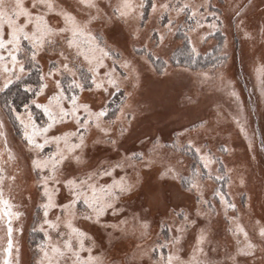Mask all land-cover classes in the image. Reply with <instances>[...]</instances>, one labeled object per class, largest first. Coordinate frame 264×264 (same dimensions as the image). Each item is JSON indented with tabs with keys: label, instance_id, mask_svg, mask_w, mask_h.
Segmentation results:
<instances>
[{
	"label": "rangeland",
	"instance_id": "374dc122",
	"mask_svg": "<svg viewBox=\"0 0 264 264\" xmlns=\"http://www.w3.org/2000/svg\"><path fill=\"white\" fill-rule=\"evenodd\" d=\"M24 2L30 5L31 0ZM53 2L57 8L72 12L80 21L87 20L89 15L97 16L89 28L98 38L102 37V44L114 53L105 60L107 67H100L99 72L103 74L114 68L113 74L121 84L119 91L112 87L107 92L97 90L92 84L91 74H88L87 80L81 81L85 87L80 91L70 87L72 77L64 72L58 74L57 78L66 90L65 95L71 96L75 92L80 101L88 103L94 111L106 107L108 115L105 122L115 120L111 125L113 134L121 123L128 129L119 138L118 150H113L107 144L94 143L102 136L94 126H90L86 133L87 147L82 154L83 162L76 164L75 161H65L58 169L57 178L61 184L55 185L58 189L53 193L55 204H65L72 198L63 185L66 177H83L106 162H114L121 155L131 152H142L147 157L155 138H159L160 144L164 145L158 149V154L152 156L150 168H144V162H138L135 170L131 167L117 168L111 176L98 178L99 186L125 175L134 179L136 171L139 172V186L117 201V207L123 209L122 212L114 215L109 210L101 223L97 224L79 215L86 205L83 199L77 201V218L73 223L94 241L92 255L101 256L105 264H153L161 254L167 256L169 251L178 252L183 260H188L197 245L200 230L204 228L209 233L204 245L207 258L228 264L226 257L237 247L236 238L229 231L233 222L228 217H236V222L243 225L249 238L260 245L258 229L264 226V38L261 36L264 0H152L147 14L146 0H133L136 5H142L137 8V13H142V17L133 16L127 19V23L114 11L120 0H95L98 9L83 5L81 0ZM183 3L205 5L200 9L202 18L197 17L202 27H196V20L191 18L190 13L177 14L175 7ZM153 4L156 5L155 9ZM163 4L169 5L167 11L161 8ZM237 11L241 12L239 17ZM47 19L49 24H62V18L56 12L49 13ZM169 19L173 21L172 24L168 23ZM241 21L243 24L238 28ZM212 24L217 27H210ZM244 30L252 34L251 38L244 35ZM7 31L5 26V39ZM133 32L137 34L132 35ZM217 32L224 35L221 53H227V56L223 63L192 69L171 62V55L183 42L180 33L188 37L196 54H206L217 45ZM161 35L164 37L162 42ZM22 48L18 60L24 64V72L19 73L17 69L19 79L29 73L27 64L37 65L42 75L48 72L50 61L58 58L54 52L43 51L33 62L31 45L26 40H22ZM4 55L7 58L6 51ZM125 59L130 60L140 74L136 85L131 76L124 79L126 70L119 63L114 64V60L123 62ZM152 59L165 62L162 70ZM78 63L84 65L80 71L87 73V62L81 58ZM15 80L17 78L14 77L12 82ZM45 80L48 87L37 95L38 88L27 111L23 107L9 117L0 104V120L3 121L0 131L4 133V136H0V165L6 170L4 193L13 205L11 211L21 213L11 220L10 252L5 251L9 239L8 217L5 215L0 222V264H5V261L11 264H36L39 259L37 246L47 240L41 227L48 229L53 241L63 239L59 233L68 231L63 223L57 229H49L43 223L45 216L42 205L46 197L37 181L41 174L48 175V171L35 168L32 164L36 155L44 158L56 153L57 144L55 141L49 142L38 153L30 150L24 127L15 115L18 112L26 119L27 112H30L40 127L48 122L44 109L37 106L47 104L48 97L55 90L47 76ZM4 83L5 77L0 74V93L5 89L2 87ZM233 91L236 95L232 94ZM126 93L132 95L126 97ZM33 100L36 103H32ZM32 105L37 110L32 109ZM64 105L69 106L67 100ZM121 108L134 114L130 122L120 112ZM117 116L119 120H116ZM76 127L74 121L66 120L55 124L47 135L57 136ZM185 129L188 131L185 132ZM188 140L201 148V154L210 152L215 157L209 168L203 167L194 148L188 149ZM174 144L178 146L174 147ZM9 150L15 156L12 161L8 160ZM169 165L175 166L185 177L190 176L193 169H199L200 195L208 203L201 204L200 196L196 191H188L185 181L171 175H161ZM11 175H15V181L7 179ZM217 192L236 206L227 210V216ZM212 208L215 211L209 212ZM198 209L208 214L199 215ZM183 214H187L188 219L195 223L184 228L180 242L175 246L168 244L163 248L158 247L178 235L177 227L183 225ZM57 216L64 219L61 208H50L47 219L55 220ZM134 216L148 221L146 235L141 236L139 231L131 230L122 233L120 229L107 226L124 218L131 223ZM90 245L91 242L86 239L82 257L88 255ZM154 246L155 253L151 252ZM238 260L239 264H264V251L258 247L254 256H241Z\"/></svg>",
	"mask_w": 264,
	"mask_h": 264
},
{
	"label": "snow or ice",
	"instance_id": "6c2138e0",
	"mask_svg": "<svg viewBox=\"0 0 264 264\" xmlns=\"http://www.w3.org/2000/svg\"><path fill=\"white\" fill-rule=\"evenodd\" d=\"M81 3L89 8H97L95 0H81ZM142 5H136L133 0H120V3L114 7L115 14L125 19L127 23L128 18L139 15L142 17V13H137V8ZM156 5L153 4L155 9ZM204 4L194 5L189 3L180 4L175 7L177 14L186 12L191 14V18L196 20V27H202L199 19L202 18L201 8H204ZM161 8L166 11L169 9L168 4L161 5ZM56 12L62 18V24L52 25L48 22V14ZM215 15V14H213ZM237 17L241 15L240 11L236 12ZM21 18L23 22L21 23ZM97 16L89 15L87 20L80 21L70 11L63 8H57L53 0H31L30 5H26L24 0H0V74L5 77V83L3 88L12 83V79L15 77L19 79L17 69L19 73L24 72V64L18 60V54L23 51L22 40H26L31 45V59L36 61V57L40 52L49 51L54 52L58 57L56 60L50 61V68L47 73L41 75V83L39 85V91L36 93L39 95L48 87V83L45 80L47 76L54 85V91L52 95L48 97V103L44 105H37L44 109L45 114L48 116V122L40 127L33 120L30 112H27V117L22 118L21 114L16 112V119L20 121L24 127V136L27 140V146L33 152H39L43 149L44 145L55 141L57 144V152L50 156L40 158L36 155L32 164L35 168L41 170H47L48 175L41 174L38 178V183L43 187V194L46 197V202L42 205L44 209L45 219L44 224L48 225L49 229H57L60 224L63 223L68 229L66 233H59V236L64 237L61 240L53 241L52 237L48 235V229L41 227L44 231L47 240L42 242L37 247L39 248V259L36 264H105L104 259L97 255H92V246L94 241L83 229L76 227L73 221L77 218V201L83 199V203L86 208L79 212V215L87 221H94L95 223H101L106 213L111 210L115 215L122 212L123 209L117 207V201L120 197L126 193H131L140 184V174L138 171L135 173L134 179H129L127 175L121 176L119 179H113L111 183L99 185L97 180L99 177L111 176L115 169H124L131 167L134 170L137 167L138 162H144L142 166L144 168H150L152 166V156L158 154V149L164 147L160 144L159 138H155L152 141V147L149 150V156L145 157L144 153L131 152L121 155L118 160L114 162H106L102 167L97 168L94 171L85 173L83 177L69 176L63 180V185L68 189L71 194V199L65 204L56 205L54 202L53 193L58 189L55 185L61 184V180L57 178V172L61 165L65 161L76 164L83 162V151L87 147L86 133L89 131L90 126H94L102 136V139L94 141L96 144H107L113 150L119 148V138L128 131L123 123L119 128L115 130L113 134L112 124L115 120L105 122V118L108 115V109L106 107H100L97 110H93L88 103L80 101L78 95L73 92L71 96H66V90L61 86V80L57 78L58 74L67 72L71 75L72 79L70 87L74 89L84 90V83L88 74H91L92 84L97 90L107 92L109 87L120 90L121 84L118 78L114 76V68L108 69V71L101 74L99 68L105 65V60L108 57L114 55L113 51L105 44H102V37L98 38L94 35L89 28V25ZM172 20L169 19L168 23L172 24ZM243 24V21L237 25L239 28ZM5 26H7V38L5 39ZM30 27V30H29ZM210 27H217L215 24ZM195 31V28L191 29ZM133 32L132 35H136ZM244 35L251 38L252 34L247 30H244ZM261 36L264 38V28L261 29ZM164 37L161 35L160 40L163 41ZM191 43V41H189ZM7 52V58L4 52ZM196 51L195 47L192 49ZM225 57L227 53H224ZM82 58V61L87 62V73H83L80 69L84 66L83 63H78ZM119 63L120 67L126 70L124 79L132 78L134 85L139 83L140 74L135 70L130 60H123V62L114 60V64ZM131 69V72H128ZM79 76V78H77ZM264 83V81H262ZM29 91H32L31 87H28ZM264 91V89H262ZM233 95L236 93L233 91ZM132 93H126L127 96H131ZM68 101V107H65L64 101ZM32 103H36L35 100ZM26 111L28 105H24ZM15 112V109H12ZM120 112L125 119H129L134 115L132 112H124L121 108ZM83 116V119H82ZM120 117L117 116L116 120ZM66 120H72L77 125L73 131H66L57 136H48L47 133L55 124L64 122ZM3 128V121L0 120V129ZM243 130V129H242ZM185 132L188 129L184 130ZM179 135V134H178ZM0 136H4V133L0 131ZM38 137H42V140H38ZM6 142V140H5ZM61 143L63 147H61ZM178 146L176 144L173 145ZM188 149L194 148L195 152L199 155L200 160L203 162L204 168H209V165L214 161L215 157L210 152L201 154V148L195 147L191 140L187 141ZM183 147V146H181ZM2 159V155H0ZM15 156L9 150L8 160L12 161ZM161 175H171L173 178H179L185 181L188 191H196L200 196L201 204H207L208 202L203 200L200 195V185L198 180L200 178L199 169H193L190 176H183L176 170L175 166H167ZM6 178V170L0 165V222L3 221V217H8V248L5 251L10 252L12 248V225L11 220L13 217L21 215L19 212H12L13 205L5 198L4 193V180ZM10 181H15V175L7 176ZM221 203L225 206V215L227 216V210L229 208H235V204L228 202L225 197L219 192ZM60 207L64 219L61 220L60 216H57L55 220H49L48 211L50 208ZM199 215H207L206 212L197 210ZM215 211L214 208L209 209V212ZM184 215V221L182 226L177 227L178 235L172 238L170 241H166L165 244L158 247L163 248L168 244L175 246L180 242L181 235L184 228L190 224L195 223L193 220H189L187 214ZM229 221L233 222V226L229 229L233 237L236 238V249L233 253L226 257L228 264H239L238 257H250L255 255V251L258 247L261 251H264V226L259 227L258 234L261 239V244L258 245L249 238L248 232L243 225L236 222V217H228ZM113 229H120V231H139L141 236L147 234L149 223L146 219H140L133 217L130 223L127 218L118 220L117 223L107 225ZM209 233L206 229L201 228L197 237V245L193 249L192 256L188 260H183L178 252L169 251L167 256L161 254L153 262V264H221L220 261L207 258L204 245L208 240ZM243 239H240V237ZM88 239L91 245L87 248L88 255L86 257L81 256V252L85 250V240ZM156 246L151 249V252L155 253ZM147 254V253H144ZM201 257H204L203 259ZM5 264H11L10 261H5Z\"/></svg>",
	"mask_w": 264,
	"mask_h": 264
},
{
	"label": "trees",
	"instance_id": "16d2710c",
	"mask_svg": "<svg viewBox=\"0 0 264 264\" xmlns=\"http://www.w3.org/2000/svg\"><path fill=\"white\" fill-rule=\"evenodd\" d=\"M151 4L152 0H146L145 14L148 13ZM179 35V37L183 39V42L174 50L173 54L171 55V62L173 64L189 67L192 69H203L209 66H217L226 60L225 56L221 53L224 42V35L221 32L216 33V37L218 38L217 45L211 52L206 54H196L193 52V48L188 37L182 35V33ZM152 60L158 66V68L162 70L165 62H160V59ZM26 67L29 69V73L12 82L0 93L1 107L3 111L9 115V117L13 112L12 109L21 111L25 104L28 105L31 103L30 101L34 97L41 83L40 68L37 65H33L32 63L27 64ZM29 86L31 87L32 91L28 90ZM31 108L37 110L34 105H32Z\"/></svg>",
	"mask_w": 264,
	"mask_h": 264
}]
</instances>
